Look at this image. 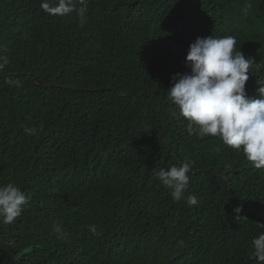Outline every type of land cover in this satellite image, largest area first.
<instances>
[{
	"label": "trees",
	"instance_id": "1",
	"mask_svg": "<svg viewBox=\"0 0 264 264\" xmlns=\"http://www.w3.org/2000/svg\"><path fill=\"white\" fill-rule=\"evenodd\" d=\"M40 4L0 0V55L9 59L0 70V186L32 193L14 223H0V264H84V248L85 264H257L264 168L218 136H189L166 92L174 74L190 72L197 37L234 35L254 60L246 95L258 97L264 0H74L63 17ZM186 160L189 188L174 201L156 173ZM119 230L133 248L105 245Z\"/></svg>",
	"mask_w": 264,
	"mask_h": 264
},
{
	"label": "clouds",
	"instance_id": "2",
	"mask_svg": "<svg viewBox=\"0 0 264 264\" xmlns=\"http://www.w3.org/2000/svg\"><path fill=\"white\" fill-rule=\"evenodd\" d=\"M40 7L50 15L63 17L74 10V0H41ZM78 16L83 25L86 21L84 7L79 9ZM236 45L237 38L234 35L197 37L190 44L186 56L190 72L174 74L172 86L166 93L172 104L179 109L180 116L187 120L186 131L189 136H218L232 149L242 151L260 169L264 168V84L257 90L258 97L246 95L245 86L254 60L246 57L240 49L237 50ZM8 64V57L0 55V70ZM16 83L19 84V81ZM42 127H26L24 131L28 135H36ZM191 172L192 163L186 160L179 165L161 168L156 178L171 190L174 201H181L185 200ZM253 196L252 193L246 206L251 204ZM31 199V192L22 190L13 182L0 186V223H14ZM186 203L195 206L198 199L194 194H189ZM234 211L239 214L242 209L238 207ZM87 227L93 235L98 234V225ZM55 231L58 238L67 235L59 226H56ZM119 232L104 237L105 245L114 252L122 247L133 248L131 237L124 231ZM252 247V255L257 264H264V232L252 239ZM91 255L84 248L76 253V261L85 264Z\"/></svg>",
	"mask_w": 264,
	"mask_h": 264
}]
</instances>
